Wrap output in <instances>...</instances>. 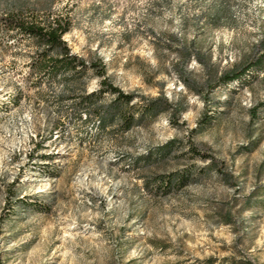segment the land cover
<instances>
[{"label":"rangeland","instance_id":"374dc122","mask_svg":"<svg viewBox=\"0 0 264 264\" xmlns=\"http://www.w3.org/2000/svg\"><path fill=\"white\" fill-rule=\"evenodd\" d=\"M263 51L264 0H0V264H264Z\"/></svg>","mask_w":264,"mask_h":264},{"label":"trees","instance_id":"16d2710c","mask_svg":"<svg viewBox=\"0 0 264 264\" xmlns=\"http://www.w3.org/2000/svg\"><path fill=\"white\" fill-rule=\"evenodd\" d=\"M20 35L34 41L39 47L46 50L42 53L43 61L50 60L52 70L56 76L62 71H74L85 73L88 70L94 71L102 79L100 95L111 93L116 96V100L130 104L134 96L123 93L119 88L110 83L105 65L99 62H86L71 53L67 43L64 41L65 35L71 30V23L68 19L58 18L48 21L45 24L24 23L14 19L10 20ZM45 59V60H44ZM251 69H264V51L245 67L227 74L223 77L224 84L239 81ZM150 109L155 108L156 103L147 102Z\"/></svg>","mask_w":264,"mask_h":264}]
</instances>
